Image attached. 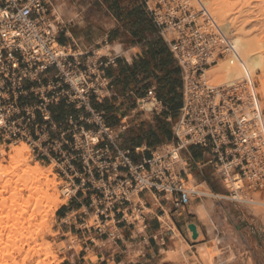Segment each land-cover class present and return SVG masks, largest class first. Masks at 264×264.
Returning <instances> with one entry per match:
<instances>
[{
	"label": "built area",
	"instance_id": "1",
	"mask_svg": "<svg viewBox=\"0 0 264 264\" xmlns=\"http://www.w3.org/2000/svg\"><path fill=\"white\" fill-rule=\"evenodd\" d=\"M48 3L0 0V133L4 141L49 144L48 149L69 169L80 162L84 172L97 174L96 189L101 193L92 204L103 212L138 203L135 198L144 190L162 194L177 210L204 196L187 185L188 164L182 152L190 145L210 150L209 163L221 168L225 182L237 174L247 187L264 189V109L256 83L249 74L224 84L204 77L205 69L221 59L239 58L231 34L203 0H144L184 70L185 85L173 143L140 164L132 161L130 150L118 144L127 116L114 127L107 124L104 112L90 104L92 97L99 100L106 96L105 71L116 58L110 55L111 50L85 54L55 46L57 29ZM42 75H52L48 84L26 87V82H40ZM30 95L36 97L34 103H21ZM151 99L159 103L153 88L137 101L140 110L160 108L144 109L142 103ZM63 100L83 109L81 116H69L68 125L56 122L51 112V106ZM55 132L57 137L52 136ZM119 170L125 174L105 178L110 171ZM64 191L71 197V185ZM129 219L144 226L138 206Z\"/></svg>",
	"mask_w": 264,
	"mask_h": 264
},
{
	"label": "crops",
	"instance_id": "2",
	"mask_svg": "<svg viewBox=\"0 0 264 264\" xmlns=\"http://www.w3.org/2000/svg\"><path fill=\"white\" fill-rule=\"evenodd\" d=\"M48 8L57 29L59 45L69 47L73 53L85 54L110 46V55L116 60L105 71L108 92L102 99H90L94 109L104 112L107 124L118 127L123 116L149 115L148 119L127 124L121 133L118 144L130 150L132 161L136 164L147 161L153 153L173 143L174 127L184 101V70L147 11L144 0H49ZM51 78L52 75H42L40 82H26L25 85L37 88L40 84H48ZM151 88L160 108L144 112L139 109L137 101ZM35 100L36 97L30 95L21 103L31 104ZM51 112L56 122L68 125L69 116L77 118L83 109L63 100L53 104ZM173 119H178L175 124ZM86 128L91 126L86 125ZM52 136L57 137L58 133ZM35 148L40 163L57 160L58 175L73 190L68 201L55 212L53 231L59 237V243L73 242V247L59 249L62 259L59 264H195L193 254L204 264L207 262L199 258V247L205 244L218 251L212 260L220 256L221 249L223 255L232 258L227 264H247L249 256L245 250L242 253L228 252L227 244L217 239L213 215L215 205L211 196L205 195L206 198L200 201L191 200L177 210L162 194L144 190L137 197L138 203H125L115 211L103 212L99 206L92 204L101 193L96 189L97 174L84 172L80 162L69 169L57 154L48 149L49 144L42 142ZM183 155L188 164L187 173L188 170L192 172L188 173L189 180L191 176L195 180V177L202 178L203 169L213 166L209 163L212 156L210 150L201 146L190 145L183 150ZM124 174L125 170L110 171L105 178H114V175L119 178ZM210 179L203 176L199 183L210 190L207 185ZM209 198L212 201V232L191 210ZM136 206L142 211L144 226L129 219ZM94 215L99 218L100 225L88 226L87 222ZM197 221H202V224ZM190 224L196 225L197 238L193 237ZM199 234L203 239H199ZM171 249L185 250L188 258L181 261L172 259L169 256Z\"/></svg>",
	"mask_w": 264,
	"mask_h": 264
},
{
	"label": "bare ground",
	"instance_id": "3",
	"mask_svg": "<svg viewBox=\"0 0 264 264\" xmlns=\"http://www.w3.org/2000/svg\"><path fill=\"white\" fill-rule=\"evenodd\" d=\"M203 1L213 16V12H215L216 17L214 16V18L217 22L231 34L239 58L237 61L221 59L217 64L205 69L204 77L213 83L224 84L240 79L246 74L264 73V39L249 36L245 33L243 27L238 24L236 13H242V10L234 12L235 8L231 4L232 0ZM260 10L264 12V5L261 6ZM54 45L58 46L59 44L55 42ZM118 49L117 47V50ZM108 50H111L109 45L96 49V52L102 53ZM70 51L72 52V50ZM260 80V86L264 96V75ZM142 106L144 109L150 111L155 106L160 107V104L157 103L155 99H151L149 101L145 100ZM94 141H96V138H94ZM170 146L171 145L168 144L166 147L169 148ZM0 152L4 156L7 155L10 160V165H5L0 162V187H3V189L0 188V264H27L29 259L39 256L43 249V236L41 230L47 224L50 210L54 209L53 211H55L59 208V203H65L67 200H60L58 198L59 194L57 190L60 181L52 167L48 166V168L44 169L39 162L31 163L30 158L32 156V151L30 145L26 141H20L17 145L11 144L9 152H5L3 148H0ZM20 170L22 172H20ZM5 176H9V178H4V181H2L1 179ZM192 179V182L195 181L197 185L196 187L194 184L193 187L191 186L192 188L207 197L213 195L202 183L197 182L194 178ZM42 185L47 186L46 188L48 190H53L54 193H48L46 189L44 191L41 188L43 187ZM224 185L226 189H230L232 192V196L223 195V197L229 198V200L236 197L237 199L245 201L246 199H244V197H247L246 204L247 201L251 203L254 202L255 204L257 202L258 204H264V202H259L260 200L258 199L255 200L254 197H252L253 195L250 197L247 196V194L244 195L245 192L243 193V189H246V182L245 179L239 177L237 174H233L231 176V181H226ZM24 190L29 192L27 196L23 195ZM5 193H7V195L10 194V198L7 196L5 197ZM8 199L11 201V203L9 202L10 205L8 204ZM211 202L209 198L198 206L191 208L202 221L206 222L210 232L213 231L210 214ZM249 209L256 214L260 213L262 210L253 203ZM39 216L42 218V223L39 224L42 225L41 228L36 226V221ZM199 239L201 240L203 237L200 235ZM33 242L35 245H33ZM72 243V241H62L60 242L59 248H65L66 250L69 247H73ZM26 246L29 247L27 250L25 249ZM49 246L52 247V243H50ZM217 252L215 247L209 244L201 245L199 247V258L210 264ZM19 254L22 255L20 260H18ZM169 256L174 259L178 258L176 260L180 261L188 258L183 249H171L169 251Z\"/></svg>",
	"mask_w": 264,
	"mask_h": 264
},
{
	"label": "rangeland",
	"instance_id": "4",
	"mask_svg": "<svg viewBox=\"0 0 264 264\" xmlns=\"http://www.w3.org/2000/svg\"><path fill=\"white\" fill-rule=\"evenodd\" d=\"M263 1L264 0H232L231 4L235 8L234 12H238L242 10V13H236V16L238 17V24L243 27L245 30V33L248 34L249 36L253 37H259L264 39V12L261 9V6H263ZM214 16L215 15V12ZM264 75L263 72L261 73H254L251 74L253 77L255 83H256V90L259 93L260 96V102L261 106L264 109V96H263V90L261 89L260 86V78ZM140 109V108H139ZM149 115H128L127 118V124L133 123L135 120L138 119H148ZM178 117V116H177ZM176 117V118H177ZM178 119H173V123L175 124ZM20 141H25L23 139L18 140L17 142H10V141H4L2 139V135L0 133V148H3L5 152H9L11 149V144L12 145H17L20 143ZM27 142V141H26ZM32 151V156L30 158L31 163L39 162L36 157V148L35 146L39 145V142H27ZM10 146V147H9ZM167 147H165L163 150H160V152H165ZM182 156L185 158L182 152ZM0 162L5 164V165H10V160L7 155H3L0 152ZM0 163V165H1ZM40 163V162H39ZM184 163V161H183ZM40 165L46 169L49 167H52L53 171L58 175L57 173V162L52 160L50 162L46 163H40ZM221 168L220 167H214V166H208L203 169V176H208L211 178L210 183H207L209 186L212 194L211 199L214 201L215 205V211H214V220H215V234L217 236V239L219 238L221 243L227 244L228 252H233L236 251L237 253L243 252L244 250L246 253H248L249 258L246 259L247 264H264V204L258 202L255 204L252 202L255 206L259 207L261 210L260 213L254 214L249 210V207L252 205L251 202L246 200L241 201H234L232 199L229 200V198L219 196L221 195H230V189L225 188V181L221 177ZM220 170V171H219ZM20 172H22L20 170ZM191 171L188 170V173ZM192 173V172H191ZM194 174V173H193ZM202 178H196L198 182L202 181ZM58 180L60 181V184L58 185V198L60 200L68 199L70 198V194H66L64 191V188L69 189L70 185L65 182L60 175H58ZM4 178L8 179L9 176L3 177L1 180L4 181ZM193 176L190 177L189 184H187L190 188L196 185V182H192ZM5 179V180H6ZM43 186V185H42ZM192 186V187H191ZM47 186L41 187L44 191ZM197 187V185H196ZM3 189V187H0ZM246 189H243L244 195L247 194V196H252L254 199L260 200L259 202H264V189H254V188H249L245 187ZM248 188V189H247ZM0 189V190H1ZM194 189V188H192ZM251 189V190H250ZM247 190V191H245ZM9 191V188H8ZM250 191V192H248ZM54 193L53 190H48V193ZM28 191L24 190L23 195L27 196ZM9 194V193H8ZM249 194V195H248ZM257 194V195H256ZM10 195V194H9ZM7 193H5V197H9ZM10 198V197H9ZM206 196H202L201 198L198 199H193V200H198L204 199ZM250 199V198H249ZM66 201V202H67ZM135 201H138L137 197L135 198ZM10 199H8V204L10 205ZM65 202V203H66ZM63 203H59V206L62 205ZM54 209L50 210L49 216L47 218V224L42 228L41 233L43 236L42 244H43V249L40 252V255L34 258H31L27 261V264H59L61 262V257H60V251H59V237L55 234L53 231L54 225L56 223L55 221V211ZM199 224H202L199 221H197ZM205 224L206 222L203 221ZM37 227L41 228L42 225H39L42 223V218L41 216L38 217L37 221ZM88 226H99L100 222L97 217V215H94L89 219L87 222ZM204 225V224H203ZM52 230V231H51ZM52 232V233H51ZM76 240V238H74ZM52 243V247L49 246V244ZM33 245L35 243L33 242ZM29 247L26 246V250ZM220 249V248H219ZM222 250L220 249V256H216L210 264H221V262H224L225 264L229 263L231 261V256H225L222 254ZM240 253V255H241ZM51 255V256H49ZM49 256V257H46ZM22 257L21 254L18 255V260H20ZM46 257V258H45ZM230 257V259H229ZM174 259V258H172ZM178 259V258H176ZM174 259V260H176ZM193 259L195 261V264H201L197 257L193 254ZM180 261V260H179ZM204 264H209V263H204Z\"/></svg>",
	"mask_w": 264,
	"mask_h": 264
},
{
	"label": "water",
	"instance_id": "5",
	"mask_svg": "<svg viewBox=\"0 0 264 264\" xmlns=\"http://www.w3.org/2000/svg\"><path fill=\"white\" fill-rule=\"evenodd\" d=\"M190 230L193 232V237L197 238L198 233H197V229H196V225L195 224H190L189 225Z\"/></svg>",
	"mask_w": 264,
	"mask_h": 264
},
{
	"label": "snow or ice",
	"instance_id": "6",
	"mask_svg": "<svg viewBox=\"0 0 264 264\" xmlns=\"http://www.w3.org/2000/svg\"><path fill=\"white\" fill-rule=\"evenodd\" d=\"M0 123H3V121H0Z\"/></svg>",
	"mask_w": 264,
	"mask_h": 264
}]
</instances>
